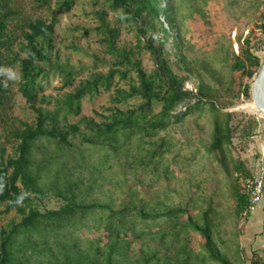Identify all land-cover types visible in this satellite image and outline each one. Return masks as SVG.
<instances>
[{
  "label": "rangeland",
  "instance_id": "obj_1",
  "mask_svg": "<svg viewBox=\"0 0 264 264\" xmlns=\"http://www.w3.org/2000/svg\"><path fill=\"white\" fill-rule=\"evenodd\" d=\"M167 3L172 5V24L162 17L155 22L154 36L152 31L144 36L136 23L123 22L106 0H78L71 11L62 13H57L55 2L40 7L35 0H15L17 15L9 30L16 40L25 22L41 18L49 23L56 16L55 49L52 63L43 65L49 76L38 107L53 109L81 80L116 68V56L102 42L99 12H104L105 21L119 28V50H131L141 67L152 73L156 59L148 41L162 44L185 88L214 94L220 117H230L233 131L231 143L210 151L215 118L194 111L152 141L133 137L118 149L84 142L82 135L70 137L72 144L65 146L41 139L31 155V170L43 190L34 204L42 212L55 210L66 203V196L77 194L78 202L105 204L109 209L84 210L63 221L45 219L33 229H20L12 241L10 264H222L209 255L204 238L187 226L190 217L202 226L210 224L215 250L231 264H250L254 249L264 256V202L245 220L237 213L234 195V184H241L236 171L241 161L264 178V116L251 107L252 91L250 98L238 96L240 72L233 69L246 38L264 57L260 53L264 0H165L163 6ZM13 48L18 51L17 45ZM7 67L19 75L17 65ZM61 68L74 70L71 85H65ZM133 79L134 70L128 78L117 75L111 90L85 97L81 115L102 122L115 87H128ZM19 82L8 81L10 98L0 121V163L15 154V132L36 121ZM139 102L132 99L129 104ZM194 102L184 101L176 112ZM160 109L157 105L155 112ZM78 119L70 116L69 122ZM127 207L128 214L121 219L117 212ZM179 207L186 212L176 218L143 221L136 213L158 214ZM21 219L16 208L0 204V230Z\"/></svg>",
  "mask_w": 264,
  "mask_h": 264
},
{
  "label": "trees",
  "instance_id": "obj_2",
  "mask_svg": "<svg viewBox=\"0 0 264 264\" xmlns=\"http://www.w3.org/2000/svg\"><path fill=\"white\" fill-rule=\"evenodd\" d=\"M40 7L50 6L55 2L57 13L69 12L77 4L78 0H35ZM111 7L119 12L120 19L126 23H136L140 33L146 36L150 31L154 36L155 22L162 17L172 24V5L165 0H106ZM15 0H0V67L14 64L19 67V90L26 98L28 104L36 113L35 123L23 124V128L15 132L17 146L15 154L0 163V184L3 191L0 192V204H8L9 208H16L22 216L19 223H12L7 229L0 230V264H10L12 259L11 246L14 236L20 229H33L43 220L63 221L76 217L84 210L109 209L105 204L78 202L77 194L66 196V203L59 209L42 212L34 203L35 197L43 194L38 177L32 172V152L35 143L43 138L54 139L62 146L72 144V138L82 135V140L90 144H108L115 149L118 145L129 143L133 137L152 141L157 138L162 130L174 123L182 121L188 114L194 111L209 112L214 118V137L210 151H221L225 143H231L233 127L230 117H220L221 108L217 104L214 94L204 88L198 92L188 90L184 86L183 78L179 77L170 67L164 56V46H156L148 41V47L156 59V70L147 73L138 59H134L131 50H119L116 39L119 35L118 27H111L106 21L104 12H99L102 24L100 30L104 37L102 42L106 44L109 52L116 56L114 67L106 74L94 73L80 81L74 89L65 94L53 109L38 107L37 101L41 91L45 87V79L49 72L43 65L51 64L55 49L54 31L56 16L51 22L41 18L25 22L19 40L9 30L11 21L17 15L14 8ZM151 40H153L151 38ZM251 39L246 38L241 51L236 55L233 69L240 72L238 96L251 97L252 84L255 75L261 67L264 57L251 49ZM17 45L18 51L13 48ZM264 52V50L260 51ZM23 55V57H21ZM134 59V60H133ZM122 67V68H119ZM124 68V69H123ZM65 85L73 83L74 70L61 68ZM131 70L136 71L137 79L128 83V87L116 86L111 96L112 105L107 108L109 114L104 116L100 123L89 120L81 115L82 101L85 97H94L101 89L111 90L117 75L128 78ZM4 77H0V121H3L10 89L3 86ZM138 99L137 105H130V100ZM194 99L193 104H188L186 110L176 112L178 107L186 100ZM46 101V97H42ZM161 105V109L155 112V107ZM79 117L75 122H69V117ZM84 126V127H83ZM85 129L88 130L85 131ZM72 137V138H70ZM164 141L160 143L163 147ZM156 153V151H154ZM239 184H234L236 208L239 216L249 204V194L246 192L242 179L255 174L248 170L241 161L236 166ZM23 196L22 203H16ZM264 202V201H263ZM260 208V206H259ZM259 208L256 212H258ZM128 207L117 212L123 219L128 214ZM186 212L183 208H172L161 213H149L138 210L136 213L143 221L155 220L162 217L176 218ZM256 212L245 220L249 219ZM193 231L199 233L205 241V248L213 259L222 264H231L222 257L213 246V234L210 224L202 226L192 217L187 224ZM149 261H147V264ZM250 264H264V256L260 250L254 249L250 258Z\"/></svg>",
  "mask_w": 264,
  "mask_h": 264
},
{
  "label": "built area",
  "instance_id": "obj_3",
  "mask_svg": "<svg viewBox=\"0 0 264 264\" xmlns=\"http://www.w3.org/2000/svg\"><path fill=\"white\" fill-rule=\"evenodd\" d=\"M246 192L249 194V204L243 212L245 218L257 211L264 201V178L261 174L246 176L242 179Z\"/></svg>",
  "mask_w": 264,
  "mask_h": 264
},
{
  "label": "bare ground",
  "instance_id": "obj_4",
  "mask_svg": "<svg viewBox=\"0 0 264 264\" xmlns=\"http://www.w3.org/2000/svg\"><path fill=\"white\" fill-rule=\"evenodd\" d=\"M263 64L264 61L254 77L255 80L252 84L253 101L251 104L252 109L262 116H264V69L260 74L259 71L261 70Z\"/></svg>",
  "mask_w": 264,
  "mask_h": 264
},
{
  "label": "clouds",
  "instance_id": "obj_5",
  "mask_svg": "<svg viewBox=\"0 0 264 264\" xmlns=\"http://www.w3.org/2000/svg\"><path fill=\"white\" fill-rule=\"evenodd\" d=\"M0 77H4L3 86H8V81H17L20 79V76L16 71H14L12 68L8 67H0ZM3 191V184H0V192ZM24 197L21 196L17 199L16 203L20 204L22 203Z\"/></svg>",
  "mask_w": 264,
  "mask_h": 264
},
{
  "label": "water",
  "instance_id": "obj_6",
  "mask_svg": "<svg viewBox=\"0 0 264 264\" xmlns=\"http://www.w3.org/2000/svg\"><path fill=\"white\" fill-rule=\"evenodd\" d=\"M263 69H264V64H263L261 70L259 71V74L262 72Z\"/></svg>",
  "mask_w": 264,
  "mask_h": 264
}]
</instances>
